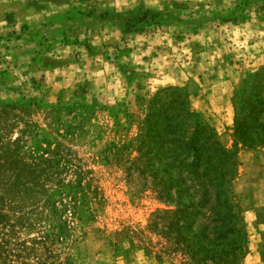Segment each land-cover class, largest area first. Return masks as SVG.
<instances>
[{
	"label": "rangeland",
	"instance_id": "obj_1",
	"mask_svg": "<svg viewBox=\"0 0 264 264\" xmlns=\"http://www.w3.org/2000/svg\"><path fill=\"white\" fill-rule=\"evenodd\" d=\"M261 68L264 0H0V162L16 151L32 172L17 193L0 168V264H264V147L233 130L234 93ZM167 86L237 151L227 252L193 239L184 254L151 227L173 205L149 182L170 168L137 139Z\"/></svg>",
	"mask_w": 264,
	"mask_h": 264
},
{
	"label": "trees",
	"instance_id": "obj_2",
	"mask_svg": "<svg viewBox=\"0 0 264 264\" xmlns=\"http://www.w3.org/2000/svg\"><path fill=\"white\" fill-rule=\"evenodd\" d=\"M149 106L159 120L151 122L147 115L137 146L143 157H149L145 162L157 159L155 153L150 156L153 150L167 156L169 176L164 180L151 176L149 183L157 188L160 199L173 205L172 209L156 210L151 227L168 233L176 241L175 250L184 254L191 250L193 239L204 248L223 241L220 253L227 252L232 249L228 238L238 230L236 223L241 219L232 188L239 164L237 151L219 142L214 129L201 120L181 89L167 86L158 90ZM233 107L236 140L264 147V68L244 79L234 93ZM18 156L10 151L5 158L10 160L0 162V168L6 164L12 171L14 190L19 185L26 188L32 180V172L25 173L26 166ZM137 161H132L134 173ZM4 199L0 196V224L7 218Z\"/></svg>",
	"mask_w": 264,
	"mask_h": 264
}]
</instances>
